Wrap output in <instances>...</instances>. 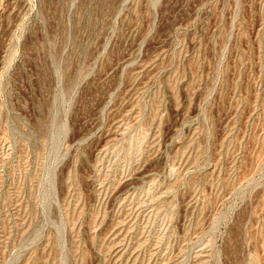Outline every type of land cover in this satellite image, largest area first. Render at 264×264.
Wrapping results in <instances>:
<instances>
[{"label":"rangeland","instance_id":"obj_1","mask_svg":"<svg viewBox=\"0 0 264 264\" xmlns=\"http://www.w3.org/2000/svg\"><path fill=\"white\" fill-rule=\"evenodd\" d=\"M0 264H264V0H0Z\"/></svg>","mask_w":264,"mask_h":264}]
</instances>
